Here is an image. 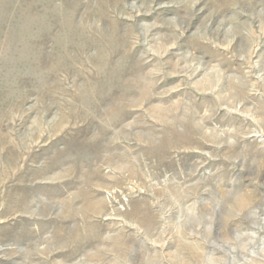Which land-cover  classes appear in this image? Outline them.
Wrapping results in <instances>:
<instances>
[{
  "label": "rangeland",
  "instance_id": "obj_1",
  "mask_svg": "<svg viewBox=\"0 0 264 264\" xmlns=\"http://www.w3.org/2000/svg\"><path fill=\"white\" fill-rule=\"evenodd\" d=\"M0 264H264V0H0Z\"/></svg>",
  "mask_w": 264,
  "mask_h": 264
}]
</instances>
